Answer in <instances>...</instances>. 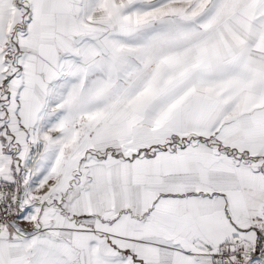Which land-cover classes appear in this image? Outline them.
Wrapping results in <instances>:
<instances>
[{
  "label": "snow or ice",
  "instance_id": "6c2138e0",
  "mask_svg": "<svg viewBox=\"0 0 264 264\" xmlns=\"http://www.w3.org/2000/svg\"><path fill=\"white\" fill-rule=\"evenodd\" d=\"M0 264H264V0H0Z\"/></svg>",
  "mask_w": 264,
  "mask_h": 264
}]
</instances>
